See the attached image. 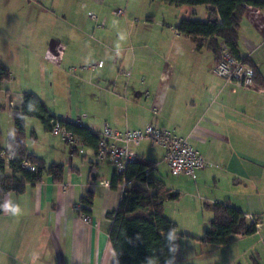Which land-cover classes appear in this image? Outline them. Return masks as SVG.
Returning <instances> with one entry per match:
<instances>
[{"label":"crops","instance_id":"crops-1","mask_svg":"<svg viewBox=\"0 0 264 264\" xmlns=\"http://www.w3.org/2000/svg\"><path fill=\"white\" fill-rule=\"evenodd\" d=\"M181 8L184 13L180 19L190 10H202L203 19L208 16L206 7ZM8 13L9 5L0 1L1 64L11 69L26 62L25 52H30L41 58L42 68L50 66L52 76L61 72L62 65H77L81 72L71 78L86 84L83 77H88L92 81L88 83L90 89L96 92L94 99L111 108L103 120L93 115L82 118L72 111L59 118L78 121L97 134L105 127L124 132L153 123L186 139L202 155L207 166L196 171L195 179L174 176L166 186L154 175L158 161L167 164L165 149L148 140L134 148L138 157L156 163L152 174L163 201L166 193H175L176 200L184 196L195 202V207L179 210L187 220L183 238L179 239L200 245L194 249L189 246V256H172L174 262L190 258L192 264H264V241L259 237L263 227L260 213L264 214V10L247 7L238 27L240 56L255 66L262 83L253 89L217 77L212 71L216 63L212 52L206 47L197 49L190 39L177 33L176 25L163 28L165 25L158 24L159 30L152 33L148 31L151 25L145 21L138 26L137 20L129 19L128 25L118 20L117 34L110 36L101 29L103 23L84 17L85 24L73 11L71 21L62 19L68 27L58 35L52 34L53 39L45 44V36L39 37L28 26L24 32L16 30V24L25 22L27 15L16 17ZM90 21L93 35L97 34L100 40L89 34ZM105 61L110 66L105 67ZM98 62L102 66L89 68ZM124 72L130 75L127 77ZM11 84V79L3 81L0 91L9 93L11 108H20L22 96L13 95ZM74 115L76 118L72 119ZM8 129L10 134L12 122ZM61 140L65 142L62 137ZM51 146L50 150L56 149ZM65 147L60 146L62 161L52 160L65 166L61 181L44 174L40 182L28 184L21 194L9 192L2 197L0 264H118L108 235L111 222L106 215L116 209L121 192L119 187L99 184L111 180L114 168L108 162L112 169L98 162L95 152L86 146L81 151L67 143ZM30 152L39 154L37 150ZM88 197L90 204L83 205L88 209L85 217L76 206ZM239 197L246 198L254 210L238 204ZM222 201H229L247 217L259 218L257 232L250 237L254 240L252 246L244 243V235H236L224 246L192 238L203 235L212 217V213L210 217L202 213L207 211L203 205ZM170 220L175 227L167 233L178 232V220L175 216ZM167 238L164 237L165 242ZM167 248L165 264H170L168 244Z\"/></svg>","mask_w":264,"mask_h":264},{"label":"trees","instance_id":"trees-1","mask_svg":"<svg viewBox=\"0 0 264 264\" xmlns=\"http://www.w3.org/2000/svg\"><path fill=\"white\" fill-rule=\"evenodd\" d=\"M175 7L203 5L208 16L203 20L181 18L176 24L177 33L190 39L197 49L206 47L218 62L221 59V45H225L229 54L252 64L239 53V21L247 7L264 10V0H163ZM10 70L0 63V84L10 79ZM256 85H262L255 71ZM37 118L45 131L52 132V120H57L67 131L75 135L82 143L97 151L100 135L88 127L66 118L54 116L47 106L31 93L22 94L20 108H11L12 131L8 137V147L0 151L12 153V159L5 162L0 158V202L2 197L15 192L21 194L28 184L40 182L43 175L50 176L54 181L62 180L65 166L62 163L47 164L43 158L30 152L25 143L26 120ZM24 161L34 164V171L22 166ZM155 162L136 156L135 161L127 165L125 179L143 181L144 171L151 167L152 182L149 187L135 184L126 193L121 194L116 209L107 213L111 225L108 232L109 240L115 252L118 264H165L168 248L164 234L175 224L165 217L163 199L158 196V181L152 171ZM122 177L115 171L110 185L116 189ZM167 198L176 199L175 193H166ZM82 205H89L90 198H83ZM204 208L211 211L208 228L202 236L192 237L205 244L224 246L231 235H252L257 232L259 218H247L241 210L229 201L205 203ZM81 212L87 213L83 206Z\"/></svg>","mask_w":264,"mask_h":264},{"label":"rangeland","instance_id":"rangeland-1","mask_svg":"<svg viewBox=\"0 0 264 264\" xmlns=\"http://www.w3.org/2000/svg\"><path fill=\"white\" fill-rule=\"evenodd\" d=\"M5 4L9 5V13L12 16L22 17V15H27V19L23 23L16 24L17 31H25L28 26L30 31H36L39 37L45 36L43 41L46 44V41L53 39V35L60 34L65 28L68 27L67 24L62 22L63 18H67L68 21H71L72 12L76 11V15H80L83 21L84 17L89 19V14L97 17L98 22L103 23L101 28L104 31L113 36L117 34V25L116 21L121 20L128 25L129 19L137 20L138 26L142 25V22H147L151 25L148 31L154 32L159 30L158 24L164 26L174 27L180 16L184 13V10L181 7H175L163 0H0ZM192 6H188L191 9ZM200 8L205 10V6L196 5L193 8ZM185 9V8H184ZM119 11L122 12L119 14ZM202 11V10H200ZM199 10H190L189 14L185 18H191L195 20H203L201 18ZM7 13V12H6ZM5 13V14H6ZM50 13V14H48ZM202 13V12H201ZM126 17V19H125ZM183 18V17H182ZM95 20V21H97ZM140 22V23H139ZM90 33L95 40H100L98 35H93L92 27L93 24L90 21ZM167 25V26H166ZM35 27V28H32ZM101 26V25H100ZM53 34V35H52ZM121 37V36H120ZM83 39V38H82ZM22 42V41H21ZM83 46L85 43H83ZM107 46L113 47L109 42H106ZM21 48V46L19 45ZM24 47V44H22ZM26 47V46H25ZM26 62H21L13 65L10 70V79L12 93L15 96H22L23 93H31L37 98H39L48 108V110L61 117L69 112H74L76 115H80L82 118H90V116L97 117L98 120H103V117L108 114L111 108L106 106L104 101L98 102L94 99L93 91L90 89L88 83L92 82L88 77H83L84 82L74 81L72 77H75L76 74L80 73L79 66L77 65H62L61 72L53 75L51 74L50 66L47 64V69L42 68L41 58H37L34 55L26 53ZM0 57L2 53L0 52ZM17 61V59H15ZM111 64V62H110ZM92 65V64H90ZM89 66V65H88ZM110 66L108 62L105 61V67ZM84 68V67H83ZM117 68V67H116ZM114 67L115 72L117 71ZM72 69V70H70ZM76 71V72H75ZM117 74V73H115ZM75 75V76H74ZM68 78V79H67ZM14 87V90H13ZM10 96L9 93L0 91V146L6 147L8 145L9 137V123L11 122V107H10ZM109 104V103H108ZM73 114V113H72ZM71 117L72 119L76 118ZM52 136L50 132L45 131L42 123L39 119L29 117L26 120V136L25 143L29 151L34 150L38 151L40 157L45 160H51L49 162H56L52 160H58L61 162L64 158V154L60 149V146L65 147L66 143L61 140V134ZM52 145V146H51ZM56 148L55 150L49 147ZM66 148V147H65ZM38 154V155H39ZM42 154V156H41ZM50 158V159H49ZM59 158V159H58ZM104 164L108 169H112V166L107 162L101 163ZM158 168L154 170V175L158 180L162 181L163 184L168 186L171 182V179L174 178L169 173L167 164L163 160L158 161ZM189 194V193H188ZM167 198V197H166ZM238 199L241 206L248 208V210H254V206H250L249 203H246V198L239 197ZM177 199V198H176ZM167 198L163 202L164 206V215L168 219L175 216L176 221L178 220L180 228L178 232L175 233H166L164 237L168 236L166 243L170 249V264H192L191 259H186L182 263L174 262L171 257L176 255L184 256L188 255L189 246L198 247L200 244H192V242H185L179 238H183L182 232H185L183 228L187 224L186 218L182 216L179 211L182 207H195V202L189 197H182L180 200ZM236 201V198H235ZM197 205V204H196ZM204 215L210 217L211 212L209 210L203 212ZM260 219L262 221V232H260L259 237L264 241V214L260 213ZM175 221V222H176ZM236 234L231 235L228 241L234 239ZM247 240L244 242L248 246L254 244L250 236H244ZM178 239V241H177ZM187 243V245H186ZM244 243H241L244 244ZM180 252V253H178ZM254 249L252 253H254ZM174 255H172V254ZM249 253L248 255H251ZM194 257V254H193ZM190 261V262H189ZM193 261V260H192Z\"/></svg>","mask_w":264,"mask_h":264},{"label":"built area","instance_id":"built-area-1","mask_svg":"<svg viewBox=\"0 0 264 264\" xmlns=\"http://www.w3.org/2000/svg\"><path fill=\"white\" fill-rule=\"evenodd\" d=\"M122 12L119 11V14ZM90 18L97 20L92 14ZM102 66V62L92 64L89 68ZM72 70V69H70ZM213 73L226 82L233 83L244 89L255 88L254 75L256 68L249 65L241 59L231 56L225 45H221V59L215 63L212 69ZM125 76H129V72H124ZM78 123V121H75ZM52 132L61 134L63 140L73 149L81 151L83 147L81 141L72 133L67 131L57 120H52ZM99 144L95 152V159L98 162L110 163L114 171L122 177L119 184L121 194L126 193L135 184L148 188L152 182L151 167H148L143 174V181L125 179L127 165L135 161L136 153L134 148L141 141L148 140L152 144L158 145L165 149V160L168 164L169 173L172 176L187 175L192 179L196 178V171L207 166L202 155L191 147L186 139L175 136L168 130L157 128L153 123H148L141 129L126 130L120 132L110 127H105L100 133ZM12 153L0 151V158L6 163L12 159ZM22 166L26 169L34 171V164L24 161ZM100 185L109 186L110 181H99ZM87 207V206H86ZM83 205H77L76 209L81 211ZM87 217L85 213L82 214ZM247 217V215H246ZM253 220V217H247Z\"/></svg>","mask_w":264,"mask_h":264}]
</instances>
